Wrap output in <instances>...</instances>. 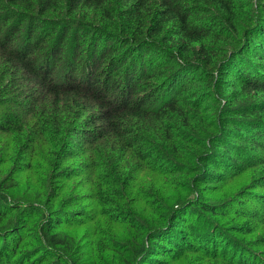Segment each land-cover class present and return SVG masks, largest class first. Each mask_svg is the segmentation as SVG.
I'll return each mask as SVG.
<instances>
[{
  "label": "trees",
  "instance_id": "obj_1",
  "mask_svg": "<svg viewBox=\"0 0 264 264\" xmlns=\"http://www.w3.org/2000/svg\"><path fill=\"white\" fill-rule=\"evenodd\" d=\"M4 105L22 170L40 150L54 174L20 204L0 181V264H78L59 231L82 220L60 202L77 177L111 229L107 260L82 264H264L234 231L196 230L207 213L264 230V0H0ZM245 174L263 193L244 207L184 199ZM123 225L133 240L108 238Z\"/></svg>",
  "mask_w": 264,
  "mask_h": 264
},
{
  "label": "rangeland",
  "instance_id": "obj_2",
  "mask_svg": "<svg viewBox=\"0 0 264 264\" xmlns=\"http://www.w3.org/2000/svg\"><path fill=\"white\" fill-rule=\"evenodd\" d=\"M8 109L7 105L0 107V115L4 113ZM11 109V108H10ZM13 141L11 136H7L6 134L0 133V170L4 171L3 176H0V181L6 180L8 181L9 186L13 190L18 188L20 189L18 199H12L9 195V191L7 192L8 199L14 201L16 204H20L21 202H25V190L30 188L34 193L43 192L47 189L49 184V180H53V167L54 164L52 161L40 150L39 153L34 159V169L30 171H23L22 164L25 161H21L23 159V148L13 149ZM22 151V152H21ZM19 156V158H18ZM14 159L13 163H9L10 160ZM23 171L20 175H15L16 172ZM20 177V179L18 178ZM152 181V180H151ZM14 183H18V185H14ZM66 188L62 196V204L67 206V211L71 213L70 217L79 215L78 217L82 220L78 222H71L70 224H65L63 228H60L59 231L62 234H67L73 237L74 250L77 251L79 249V259L78 264L87 263L88 261H92L95 258H103L107 260L99 247L98 239L101 237L96 233V228H100L107 233L111 230L110 226L105 224L101 217H97V210L89 199V187L85 186L83 178L77 177L68 183H66ZM223 187V185L216 186L217 189L214 192H202V193H192L189 195H185L184 199L188 197L187 201H195L197 196H201L203 194V199L206 202L224 204L225 207L228 204L233 203V207H244L246 201L254 198L255 194H262L261 190L254 191L251 189V176L250 174H245L236 180H233L232 185ZM219 189V190H218ZM1 193V192H0ZM18 193H16L17 195ZM22 197V198H19ZM178 197L176 198V200ZM184 200V201H186ZM182 201V200H181ZM226 209V208H225ZM85 213V216L83 215ZM82 214V215H80ZM263 223H255L253 225L247 224V222L241 221L239 217H236L233 213L228 216H220L216 217L207 213L204 215L202 219H200V223H197L196 230L197 233L202 235L203 226L214 227V230L219 231H234L231 233H227L230 239H237L244 243H246L253 251L258 254H263L264 251V230H261L255 234H242L241 227L245 226L250 229H254V227H260ZM38 228V227H37ZM113 232L109 239H113L122 244H127L129 239L133 240L131 229L129 226H117L113 228ZM118 236L114 235L115 232ZM35 234L38 235V232L35 231ZM114 235V236H113ZM77 247V249H76ZM90 250H94L95 256L93 258L88 255ZM78 252V251H77ZM82 255H85L82 257ZM71 258L70 256H68ZM204 258L200 255H191L188 260L185 262L174 263V264H202ZM73 261V260H72ZM210 264H214L208 262Z\"/></svg>",
  "mask_w": 264,
  "mask_h": 264
}]
</instances>
